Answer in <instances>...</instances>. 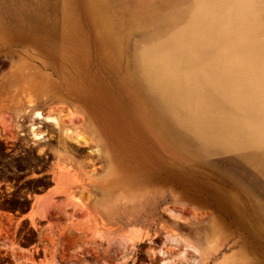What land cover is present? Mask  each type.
Returning a JSON list of instances; mask_svg holds the SVG:
<instances>
[{
  "label": "rangeland",
  "instance_id": "1",
  "mask_svg": "<svg viewBox=\"0 0 264 264\" xmlns=\"http://www.w3.org/2000/svg\"><path fill=\"white\" fill-rule=\"evenodd\" d=\"M0 55V264H264V0H0Z\"/></svg>",
  "mask_w": 264,
  "mask_h": 264
},
{
  "label": "bare ground",
  "instance_id": "2",
  "mask_svg": "<svg viewBox=\"0 0 264 264\" xmlns=\"http://www.w3.org/2000/svg\"><path fill=\"white\" fill-rule=\"evenodd\" d=\"M6 54H7V56L8 57H12V55H13V52H10V51H6ZM25 56H27V54L28 53H26V52H24L23 53ZM1 56V55H0ZM4 56V55H3ZM21 56V55H20ZM28 58H32L29 54H28V56H27ZM17 58V57H16ZM18 59V58H17ZM16 59V60H17ZM24 59V58H23ZM1 60V59H0ZM16 60H14V62L12 63L13 65L15 64V63H17L18 62V60L16 61ZM5 61V60H4ZM16 61V62H15ZM21 61V60H20ZM3 62V61H2ZM6 63V62H5ZM10 63H11V60H10ZM4 64V63H3ZM11 64V65H12ZM26 63L25 62H21L20 64L19 63H17V64H15L14 66V68H15V72H14V74H12V76H11V80H15V81H20V83H22V85H24L25 86V88L26 89H28V90H30V92H33V93H35V92H37L39 89V85H40V82H38V80H36V79H34L31 75V77L30 76H28V70H29V68H28V70H27V67H26V65H25ZM12 65V66H13ZM28 65V64H27ZM8 66V65H7ZM11 66V67H12ZM10 68H8V70H9ZM13 69V68H12ZM7 70V71H8ZM10 72V71H9ZM8 84V83H7ZM15 90V89H14ZM25 91V90H24ZM15 92V91H14ZM21 92V91H20ZM30 94V93H29ZM41 94V93H40ZM39 94V95H40ZM15 96V95H14ZM26 96V95H25ZM26 98V97H25ZM31 98V97H30ZM27 99V98H26ZM48 99H50V98H48ZM44 100V99H43ZM47 100V99H46ZM51 100V99H50ZM28 101V100H27ZM35 100H33V102H34ZM39 101H40V99H39ZM38 101V102H39ZM36 102V101H35ZM34 102V103H35ZM29 103V102H28ZM30 103H31V101H30ZM33 105V104H32ZM35 105V104H34ZM29 106V105H28ZM70 112V111H69ZM68 112V113H69ZM68 113H66V114H68ZM65 114V113H64ZM63 114V115H64ZM66 114H65V116H66ZM73 114V113H72ZM63 115H61V116H63ZM56 115H54V117L53 116H51V115H43V114H41L40 112H38V111H36V112H34V115H33V119L34 120H36L37 122H31V124H29V129H30V133H31V136H32V141H33V144H35V146L36 145H40V148H39V150L38 151H40V152H42L43 151V149L44 150H46L45 149V147L46 146H50V143H47V144H44V145H41V142L42 141H44L45 140V136L47 135L46 133H45V131H40V129L42 128H40L39 129V131L38 130H36V128H38V127H40L41 126V121H38V120H40V119H42L45 123H51L50 125V129L52 128L55 132L54 133H56V135H58V142H59V144H61L62 145V147L66 144V143H72L73 145H75V146H77V147H84V146H86L87 147V145H89V143L85 140V138L83 137V135L80 133V129H77V125H75V123H73L72 122V120H71V115L70 116H68V117H70V120H71V122L70 123H67V122H65V120L64 119H66L65 118V116H63V118H60L61 116L59 115V118L57 119L56 117H55ZM67 117V116H66ZM30 120V119H29ZM43 122V123H44ZM44 123V124H45ZM28 125V124H27ZM47 125V124H46ZM45 126V125H44ZM48 126H49V124H48ZM1 127L3 128V129H6L5 127H4V125H1ZM46 128H47V126H45ZM29 129H28V131H29ZM48 129V128H47ZM49 130V129H48ZM3 132V131H2ZM6 133V132H5ZM2 134H4V132L2 133ZM2 134H1V132H0V138L2 137ZM55 135V134H54ZM55 135V136H56ZM48 137V136H47ZM57 137V136H56ZM31 138V137H30ZM50 138V137H49ZM2 139H3V137H2ZM47 139V138H46ZM51 140H52V138H50ZM46 141H48V140H46ZM53 141V140H52ZM55 141V140H54ZM56 142V141H55ZM68 145V144H67ZM70 145V144H69ZM66 146V145H65ZM64 146V147H65ZM69 148H70V146H69ZM96 148V147H95ZM55 149H57V148H55ZM54 149V150H55ZM97 149V148H96ZM96 149H91L90 150V152L92 153V152H96ZM48 150V152L50 153V150L49 149H47ZM52 150H53V148H52ZM67 150V149H66ZM55 152L58 154V158H62L63 156L62 155H59V153H58V151H56L55 150ZM55 152H53L52 151V154H54ZM56 153H55V155H56ZM51 154V153H50ZM94 154V153H93ZM54 155V156H55ZM57 156V155H56ZM64 156H66L65 154H64ZM67 157H68V154H67ZM66 157V158H67ZM57 158V157H56ZM64 158V157H63ZM69 158V157H68ZM67 158V159H68ZM61 160L63 161V159H60V163H61ZM65 160V159H64ZM71 161H72V159H71ZM56 162H58V161H56ZM64 162V161H63ZM70 163H72V162H70ZM54 164V163H53ZM58 164V168L60 169V170H66V167L68 166H66L65 164H61V165H59V163H57ZM66 167H65V166ZM70 166V165H69ZM52 188H56V186H53ZM44 195V194H43ZM43 195H33V197H31V199L34 201V202H36L37 203V201H40V199H43ZM85 207V206H84ZM26 216L27 217H29L27 214H26Z\"/></svg>",
  "mask_w": 264,
  "mask_h": 264
},
{
  "label": "crops",
  "instance_id": "3",
  "mask_svg": "<svg viewBox=\"0 0 264 264\" xmlns=\"http://www.w3.org/2000/svg\"><path fill=\"white\" fill-rule=\"evenodd\" d=\"M31 197H33V196H31ZM31 206H32V200H31ZM18 219H25V218H27V217H21L20 218V216L19 217H17Z\"/></svg>",
  "mask_w": 264,
  "mask_h": 264
}]
</instances>
